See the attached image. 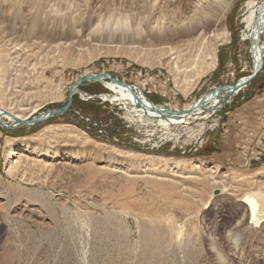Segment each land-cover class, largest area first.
<instances>
[{"label":"rangeland","instance_id":"obj_1","mask_svg":"<svg viewBox=\"0 0 264 264\" xmlns=\"http://www.w3.org/2000/svg\"><path fill=\"white\" fill-rule=\"evenodd\" d=\"M134 1L87 7L78 0L63 26L51 20L29 35L30 3L19 17L0 0L1 113L33 120L61 109L69 87L88 73L108 74L179 110L252 74L243 20L249 2L256 9L264 0H233L222 29L207 32V40L227 33L216 43V68L193 63L178 77L164 57L115 31L113 18L141 16ZM80 90L85 96L63 115L17 128L0 121V264H264V68L205 120L166 130L101 83ZM21 144L24 172L12 175ZM250 194L260 202L257 222L242 202Z\"/></svg>","mask_w":264,"mask_h":264},{"label":"bare ground","instance_id":"obj_2","mask_svg":"<svg viewBox=\"0 0 264 264\" xmlns=\"http://www.w3.org/2000/svg\"><path fill=\"white\" fill-rule=\"evenodd\" d=\"M48 1H54V5L51 6L49 9L48 7H45V0H9V2L13 5V8L11 7V9H13L16 15L19 17H21L22 14L21 12L23 3H30V7L32 8V17L26 24L29 35L35 34L36 31L41 29L42 27L45 28L47 26V22H51V20H54L52 25L56 23L58 24L59 22V25L56 26H63L65 24V22L63 21H65L67 18H70L66 15L67 11L78 8L80 6V2H78V0H61L64 3L62 4V8L60 9L55 7V4L60 0ZM80 1L84 3L87 7L92 4V0ZM137 1L141 6V11L139 10L141 14L140 12L139 14H137L141 15L140 17H136L135 15L134 18L131 14L125 16L124 14H121L123 15L121 17L118 11L117 15H119L120 17L112 19L116 23L113 25V27L116 29L115 31L121 32L118 33L122 37V39L120 38L121 40H124L125 42L126 40L127 42L130 41L131 44L134 45H144L145 48L148 47L146 49L149 52L164 57V65L168 69H170V71L173 72L176 77H178L181 73L184 72L183 69H185L186 67H190L193 63H197L199 66L209 65L208 69L212 70L216 68V63L218 59L216 43L218 39H221L223 41L227 37V33L223 31V33L217 34L213 38L209 37L212 38L211 40H207V32H209L212 28H216L217 31L219 28L222 29V24L224 22L225 16L233 5V0H165L164 2H161L163 4V7L158 5L157 0ZM134 2L135 1L133 0V3ZM133 3L131 5H134ZM176 4H178V7H176ZM254 5L255 3L249 2L247 7L248 12L244 17L243 23L247 26V40H252L253 45H255L253 54L254 58L256 59V62L254 66L256 65V67L259 68L264 64V45L260 42V36L262 35L264 30V3L256 9H254ZM86 6H84V8ZM114 8L117 9V7ZM123 8H120L119 10L123 11ZM81 10L83 11V8H81ZM129 10L130 9H128V12ZM134 10L136 12V9ZM155 10H160L159 16L154 15ZM64 11L66 12L64 13ZM172 11L175 12V14L172 15ZM113 13H115V11H113ZM208 14L210 16L209 20H200V18ZM86 15L90 14L86 13ZM102 18L103 17H101V19ZM109 21L111 23V20ZM98 22L96 24H98ZM103 23L102 25L104 27ZM96 24L94 25L96 26ZM83 25L84 24H82V26ZM105 26H107V31L108 23H106ZM92 27L93 26H91V29L89 27V29L92 30ZM108 32H106L105 34L107 35ZM102 33H104V31ZM113 34H111V36ZM116 37H118V35H116ZM109 39H111V37ZM86 75L94 74L88 73ZM245 78L246 77L242 78V81L245 80ZM93 83H101L106 89L110 90L112 93H116L117 96H119L117 97V99H115V101H122L125 104H131L132 110L140 118L150 122L151 124H156L161 128H164L165 130L173 127H179L181 125H187L192 119L196 117L205 120L210 115L222 109L226 105V91L219 92L215 96H213V94L211 95L212 92H209L205 97V101L201 98L194 105H187L183 110H179L176 108L166 109L163 106L154 104L146 96H144L141 91H138L137 88H134L133 86H130L120 81L118 82L115 79H108L106 77V74L100 75L98 77V81ZM75 92L78 93V96H85L84 92L82 93L80 88ZM138 93L140 94L139 96ZM239 93L234 94L231 97L238 95ZM230 98L227 99L229 100ZM30 120L31 118L27 115L21 116L17 114L7 113L6 111H3V113H1L0 110V121H7V125L9 127H17L20 121L28 122ZM11 146L12 145L9 144V152L11 151ZM20 147L22 148V151L17 153L14 152V155H16V161L11 163L10 167L7 169V172L12 175H22L24 172V170L21 171V165L23 164V158L27 155L24 149L26 145L21 144ZM25 162H27V160ZM174 164L177 166H186L182 162ZM172 166L173 165L170 164V167ZM198 167L201 166H197V168ZM242 202L247 206L249 210L248 213L252 221L257 222L260 219L259 215L261 212V206L257 195H246L244 196ZM235 236L238 237L237 234Z\"/></svg>","mask_w":264,"mask_h":264},{"label":"water","instance_id":"obj_3","mask_svg":"<svg viewBox=\"0 0 264 264\" xmlns=\"http://www.w3.org/2000/svg\"><path fill=\"white\" fill-rule=\"evenodd\" d=\"M250 44H251V52H252V55H253V61H254V64H255L256 59L254 58V54H253V50L255 48V45H253L252 40L250 41ZM263 68H264V64L262 66H260L259 68H257L256 65H255L252 74L249 75L248 77H246L245 80L242 81V79H241L234 85L216 88L217 90L214 89L212 91L211 95L213 94V96H215L219 92L226 91L227 93H226V96H225L226 97L225 98V104H227L228 101H229L227 98H230L232 95L237 94V93L241 92L244 88L248 87L256 79V77L263 70ZM103 74H105V73L82 76L79 80L74 82L69 87L68 102L63 108L49 111L48 113L43 114V116L41 118H37V119L35 118V119H33L31 121H28V122L20 121L19 125L17 127H20V126H23V125H33V124H36V123L44 122V121H46V120H48V119H50V118H52L54 116H59V115L65 114L70 109V107L72 106L73 101H74V97L78 96V93L75 92V91H77L79 88H82V87H84L86 85L92 84L93 82H97L98 81V77L100 75H103ZM106 77L108 79H112V80L115 79V78L111 77L108 74H106ZM115 80L118 81V82L120 81V80H117V79H115ZM206 96H207V94L202 97V100L205 101L206 100L205 99ZM4 127L5 128H14L12 126L8 127V126H5V125H4ZM17 127H15V128H17Z\"/></svg>","mask_w":264,"mask_h":264}]
</instances>
